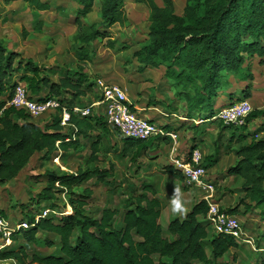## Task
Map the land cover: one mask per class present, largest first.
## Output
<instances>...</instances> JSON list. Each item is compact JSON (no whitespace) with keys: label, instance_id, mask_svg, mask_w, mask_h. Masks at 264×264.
<instances>
[{"label":"trees","instance_id":"obj_1","mask_svg":"<svg viewBox=\"0 0 264 264\" xmlns=\"http://www.w3.org/2000/svg\"><path fill=\"white\" fill-rule=\"evenodd\" d=\"M23 1L32 11L52 8L48 1ZM69 1L77 7L72 13L67 14L60 7L56 11L64 20L71 18L72 25L76 26L71 40L76 58L74 67L63 65L46 71L30 59H21L19 53L7 50L0 39V184L13 182L35 154L43 159H65L70 156L68 154L88 148V161L96 160L100 132L109 134V127L102 115L97 116L92 108L82 105V98L88 93L96 101L101 99V91L94 95L98 91L97 84L85 69L95 56L97 44L105 41V48L116 49L109 29L128 22L127 3L144 5L148 9L147 39L138 44L132 57L140 72L147 67H163V77L169 81L174 96V100L166 104L169 113H178L175 102H181L183 112L180 115L189 123L201 117L203 123L213 124L222 131L234 128L215 118L214 108L222 90L230 96L227 92L230 76L250 84L253 75L249 61L257 57L258 64L264 65V0H186L181 16L175 14L172 0H161L162 6L155 0ZM95 7L99 21L83 23ZM35 30L38 27L35 26ZM120 46L119 50L128 49V46ZM50 76H55L56 81ZM19 83L36 101L58 100L69 116L65 128L60 125L59 116L38 126L22 110L7 107ZM250 90L247 85L242 97H248ZM231 98L225 106L231 104ZM74 108H88L89 113L82 116L75 113ZM252 121H258L259 129L264 130V109H253L245 118V124L239 127L242 132L231 133L227 141L230 147L233 142L246 140L233 151L236 161L225 171V176L241 180L243 197L224 212L240 216L239 206L243 204L242 214L259 209L258 215L264 221V138H258L260 130L245 133V127ZM182 127L198 137L204 134L194 123L188 128L182 123ZM163 128L167 131L165 126ZM115 131L121 142V158L137 161L151 145V139L125 138ZM195 139L196 135L192 141ZM194 144L192 148L196 147ZM217 158L216 155L207 156L202 166L209 169ZM166 171L177 180H183L179 171L171 167H166ZM112 175V166L74 173L45 171L42 175L45 184L40 198L34 199L35 208L40 206L41 200L46 202V207H53L58 196L64 195L71 212L34 223L37 213L33 215L34 212L20 204V212L25 213L29 227L11 232V245L0 251V261L13 260L18 264H192L196 261L220 264L217 260L237 247L231 237L209 231L202 221L207 213L202 199L182 219H172L163 230L158 223L161 205L153 197L154 191L149 185L129 186L128 193H119L124 195L120 224L116 223L117 211L109 207L98 217L90 216L86 207L93 202V192L88 182L94 180V184L107 185ZM39 234L51 236V239H40ZM18 241L55 250L47 255L32 253L29 256L24 244ZM205 243L211 259L207 257ZM259 259L254 264H264V252Z\"/></svg>","mask_w":264,"mask_h":264},{"label":"rangeland","instance_id":"obj_2","mask_svg":"<svg viewBox=\"0 0 264 264\" xmlns=\"http://www.w3.org/2000/svg\"><path fill=\"white\" fill-rule=\"evenodd\" d=\"M41 1H48L53 5V8H63L65 13L70 14L71 11L75 10L77 7L74 3L70 2L69 0H41ZM174 4V12L176 15L181 16L183 14V9L185 7L186 0H172ZM155 3L158 6H162L161 0H155ZM98 8L95 7L93 12L88 16L87 22L93 23L98 22ZM125 11L126 16L128 19V22H126L124 25H114L112 26L109 31L112 33V39L116 41V49L109 50L107 48H104L105 41L98 44L99 50L95 60L92 63L88 65V71L90 72L91 77L95 74L99 75V72L101 70H106L110 73L107 74V76L111 77L114 73L116 74H123L125 80L129 83H135L136 81H139V78L136 76V74H142V79L144 82H146V86L149 87L150 85H154V83H157L156 81H159L160 79H163L159 72L152 71L151 68L145 69L143 72H140V67L137 66V62L133 59L132 54L135 50L138 49V44L144 40L147 39V33H148V17L149 12L148 9L144 5L139 4H132L128 3L125 5ZM56 10H50L47 12H43L40 14V17H42L46 23V26L43 27L42 33L37 32L35 30V21L33 18V15H31L30 10L28 6L21 3L20 0L13 1L10 5H6V0H0V39L5 42V47L7 50L15 51L20 54V58L23 60H26L27 58L35 60L37 66L43 68V66L47 67H56L53 66L54 64H58L59 66L67 65L73 62L70 50L68 49V37L72 34V30H74V26H72L71 18L69 20H66L68 25H64L61 23L63 18L61 15L57 14ZM3 18L6 20V23H3ZM58 20V21H56ZM59 22V24L54 25V23ZM120 45L128 46L127 50L121 49L119 50ZM47 47V48H45ZM50 48V49H49ZM49 49V50H47ZM119 51H118V50ZM45 55V61H42V56ZM251 66V73L253 75V81L248 84L247 82H243L240 80H237L233 76L229 77L230 80V88L227 90V92H230L231 103L239 102L241 100H247L246 102L250 105L252 109H264V65L258 64L257 57H253L251 61H249ZM119 67V69H118ZM53 69V68H52ZM57 69V68H56ZM119 72H118V71ZM122 76V75H121ZM52 80H55L54 77L50 76ZM161 77V78H160ZM16 81L18 80V77L16 76ZM123 79V78H120ZM119 79V80H120ZM164 81V80H163ZM163 81L161 83H163ZM125 82V81H124ZM137 83V82H136ZM247 85H250L251 90L249 92L248 97H242V91L247 87ZM127 89L125 90V93L127 96H130V93L133 89L132 84H127ZM148 91L149 95L153 97L154 91L146 90L142 93L146 94ZM225 90H222L221 93H219L218 98L216 100V105L214 108V115L226 108L225 104H227L229 97L226 96ZM151 93V94H150ZM100 92L96 90L94 95H99ZM142 94L139 95L141 97ZM65 97L69 99V95L66 94ZM174 100V96L172 98ZM69 101V100H67ZM64 102V101H62ZM177 105V108L179 109V114L183 112V105L181 102H175ZM68 104V103H67ZM137 102L134 103L136 105ZM93 112L95 115H101L102 109H98L95 107H92ZM58 116V113L54 114H47L43 115L41 117H47L48 120L56 119ZM40 117V118H41ZM203 117V116H202ZM39 118V119H40ZM39 119H32V122H38ZM194 123L199 129L204 131L206 133V141L205 144L202 147L198 145V148L200 147L201 155L202 156V163L204 162V158L207 156L214 155V145H217V152H215L218 157L220 156L221 162L211 170V174L219 176V174L216 173H222V175H225V171L231 167L229 161V156L225 154L226 150L236 149L237 143L233 144L231 147H227L226 141H228L232 131L240 133L242 130L238 126H234V128L231 129H225L223 130V135L218 138L217 132L219 131L218 128L215 129V127L210 126L208 122L203 123L204 119L201 117H197L195 119ZM193 123L186 122L187 128L190 127ZM259 122L258 121H252L245 127V132H252L253 130L259 131L258 138H262L261 135L264 137V130L259 129ZM63 127V126H62ZM236 127V128H235ZM65 128V126L63 127ZM110 129V130H109ZM205 129V130H204ZM109 134H104L100 132V149L97 154V158L93 162L88 161V154L89 150L84 149L81 152L78 153H71L68 154L67 158L61 157L57 161V158L51 157L47 159H43L41 155L39 156H33L30 160V164L18 175V178L11 182L10 184H1V186L5 188V190H2V196L6 198L7 196H11V204L13 206L10 208L9 212L6 214L2 210L0 211L5 218H7V222L9 223L10 229L13 230L15 224L22 219L23 221L27 222L25 213H20V204H24V207L27 208V211H32L33 215L40 214V211H43L45 209H50L58 212L57 215L50 214L47 216V218L51 217H59L60 215H66V213L70 214L71 211L67 210V203L66 198L64 195L58 196L56 199L53 207H46V202L44 200H41L40 206L38 208H35L34 199L37 197L40 198V191L44 187V178L43 174L45 171H53L55 173H62V172H68V173H74L77 170L79 171H85V170H94L96 169H104L109 166L113 167V175L112 178H110L107 185H103L101 183L94 184V180H91L90 184L93 192V202L90 203L86 207V212L91 216L98 217L100 215V212L107 207L110 209H115L117 211L116 213V223H119V220L121 218L123 209H122V199L124 195H119L122 191L124 193H128L129 189L127 187L129 186H135L136 183H141L144 179H146L144 175V179L141 178L142 173L140 171L142 170V167H150V162L147 160L149 159V151L148 154L142 156L137 161H130L129 159H124L120 157L119 149L121 147V142L119 135L117 132L111 128H108ZM189 131V130H188ZM67 132V131H66ZM185 131H181L179 133V138L185 137L184 136ZM263 133V134H261ZM217 134V136H216ZM96 135V134H94ZM236 136L235 134H233ZM217 139L215 140V138ZM94 139V138H91ZM220 146V147H219ZM219 148V149H218ZM149 169V168H148ZM31 175V176H29ZM216 176V177H217ZM38 178L37 181H35L33 178ZM229 177V176H225ZM213 179V178H212ZM207 180L212 183L215 187L214 189V198L216 195V189L222 187L221 181L217 178H215L214 182H211L208 178ZM145 181V180H144ZM216 181V183H215ZM175 185H179L180 183L177 181H174ZM223 184V183H222ZM237 184L236 181L233 180L232 187H235ZM11 188V190L9 189ZM240 192V196L236 198V201L234 204L237 203L238 198L243 197V191L241 190V186L238 187ZM82 189V188H81ZM158 189H161L160 197L162 200L167 198V195L163 191L162 186H158ZM235 192V191H234ZM203 193V192H202ZM237 193V192H236ZM239 194V193H237ZM203 195V194H202ZM188 199V198H187ZM186 199V200H187ZM217 203V201L215 200ZM191 201L188 200L186 204L184 205L185 208H189L191 206ZM218 204V203H217ZM219 205V204H218ZM33 206V208H31ZM46 207V208H44ZM239 209L243 212V204L239 206ZM240 212V216H245L248 214L249 218H251V222L248 223V226H246L247 220H242L240 217H237L243 227V231L245 235L248 237H251L254 241V247L258 249V244L264 246V237H261V241L258 240V238L264 234V221L261 219V216L258 215V210H253L250 213L242 214ZM173 218V217H171ZM169 222V215H167L166 211H162L161 217H160V224L163 228V230L166 229V226ZM40 239H51V236H43L41 234L38 235ZM20 243H23L22 241H18ZM237 243V242H236ZM240 243V242H238ZM237 243V244H238ZM24 244V243H23ZM11 245V244H10ZM25 248L27 250L28 255L30 256L32 253H39L41 255H47L50 253H53L55 250L54 248H47L44 246L35 247L33 245H25ZM204 248L207 254L208 259H211L210 251L208 248L207 243L204 244ZM252 247L247 244H241L237 246V248L234 250L231 249L228 253H226L217 263L220 264H254L258 261H260L259 257L260 254L257 251H253L251 249ZM156 260V259H155ZM7 263V262H6ZM16 264H18L15 261ZM0 264H3L0 262ZM192 264H202L199 262H193Z\"/></svg>","mask_w":264,"mask_h":264},{"label":"crops","instance_id":"obj_3","mask_svg":"<svg viewBox=\"0 0 264 264\" xmlns=\"http://www.w3.org/2000/svg\"><path fill=\"white\" fill-rule=\"evenodd\" d=\"M13 1H15V0H6V5L7 6L10 5ZM16 1H18V0H16ZM20 1L22 4L27 6V4L23 0H20ZM51 7L52 8L50 10H56V8H53V5ZM29 10H30L31 15H33L34 20H36L34 24L36 27H38L37 32L42 33V29L44 26H46V23H45L44 19L42 17H40V14L43 12H47V11L37 12V11H32L30 8H29ZM50 10H48V11H50ZM56 13L58 14V12H56ZM88 16H87V18H88ZM87 18L83 20V23H88L86 21ZM3 20H4V18H3ZM56 21H58V20H56ZM6 22H7L6 20L3 21V23H6ZM37 23H39V24H37ZM61 23H63L64 25H68L66 20L62 21ZM57 24H59V22L54 23V25H57ZM72 26H74V25H72ZM72 31L73 32L68 37L67 41H68V49L70 50L69 52H70V55H71L73 62L71 63V65L70 64H67V65L74 67V65L76 64V58H75L74 52L72 50L71 40H72L73 36L75 35L76 26H74V30H72ZM99 47L100 46L97 44L95 56L92 59V62L93 61L95 62V60L98 59V58H96V56L98 54ZM45 48H47V47H45ZM49 49H47V50H49ZM27 59H30V58H27ZM30 61L34 65L37 66V64L35 63L36 62L35 60L30 59ZM42 61H45V55L42 56ZM88 65L86 66L85 71L91 77L90 72L88 71V68H89ZM53 66H56V67L55 68L54 67H47L46 68L45 66H43V69L47 71V69H52V68L56 69L58 67H61L58 64H54ZM137 66L139 67L138 63H137ZM37 67H39V66H37ZM39 68H41V67H39ZM149 68H151V67H147L145 69H149ZM118 69H119V67H118ZM151 69H152V71L159 72V74L161 76H163V67L151 68ZM143 71H141V72H143ZM108 73H110V72L103 69L99 72V75L95 74L91 78H94V81L96 82V84L98 81H101L105 84L116 85V86L120 87L121 90L124 92L128 101L130 102V105L132 107L131 109H133L135 112H137L141 117H143L147 120L154 121L163 127L165 126L167 131H170L171 133H173L176 136L175 140H171L169 137H159V138L153 137V138H151V145L147 148V150L142 155V156H144V155L148 154V151H149L150 156H149V159L147 161L150 162L151 166L150 167H147V166L142 167V170L140 171V173H142L141 178L144 179V175H145L146 179H144L145 181L144 180L141 181V183H136L134 186V187H138V186L144 184V185H149L152 187V189L154 191L153 197L156 198L160 202V205H161L158 223H159L160 227L163 229L164 227H162L160 224V217H161V213H162L163 209H164V211H166L167 215H169V222L174 218L182 219L185 216V214L188 213L191 210V208L199 200L202 199V194H203L202 191L196 187L186 186L183 180H178V182L180 183V186L175 185L174 181H177V179L175 177H173L171 174L167 173L166 167H171L174 170H176L173 166V161L174 160H178V161L185 160L187 155L189 154L191 148H192L193 143H195L194 145H196V147H198V145H199L200 147L203 148L205 141H206L205 140L206 139V133H204L203 135L198 137V134H194V132H192V131H185L184 132L185 137L183 138V140H182V138H180V140L178 141L179 133L181 131L182 132L184 131V128L183 127L180 128V126L182 123L184 124V126H186L185 124H186L187 120H186V118H184L182 115H180L178 113H169L168 109L166 108V104L170 103L172 98H173V93L170 91L169 81L166 80L164 77H162L163 79L156 81L157 83H154V85H150L149 87H147L146 86L147 83L144 82V80L142 79V74H139V73L136 74V76L139 78V81H136L137 83L136 82L135 83H129L125 80L123 74H121L122 75L121 76L119 73L118 74L114 73L111 77H109V76H107ZM52 77L55 78V80H53V81H56V77L55 76H52ZM120 78H123V79H120ZM162 81H163V83H161ZM127 84L133 85V89L130 93V96H127L125 93V90L127 89V87H126ZM96 87H97L98 91L100 92L98 85ZM146 90L154 91L153 97H151V95H149L148 91L146 92V94L142 93L143 91H146ZM140 94H142L141 97H139ZM151 100H154V102L157 104H151L150 103ZM97 102L98 101H96L93 98L92 94H90V93H88L85 97L82 98V103H83L82 105L83 106L90 107ZM135 102H137L136 105H134ZM257 109H259V108H257ZM50 120H48L47 117H41L38 120V122H34V123L37 124L38 126H43L44 124H46ZM30 121H32V120H30ZM192 122L196 123L195 120H192ZM209 125L215 127L213 124H209ZM215 129H217V127H215ZM218 130L219 131L217 132V134H219V135L217 136V134H216V136L218 138H220L223 135L224 131H222V129L220 130L219 128H218ZM232 133H233V131H232ZM235 133H237V132L235 131ZM245 133H247V132H245ZM261 134H263V133H261ZM195 135H196V139L192 141V138L195 137ZM261 136H262V138H264L263 135H261ZM217 137L215 138V140L217 139ZM243 142H246V140ZM235 143H237V148L242 144L241 142H233L230 145V147ZM226 145H227V143H226ZM216 146L217 145H214V155L216 154L215 152H217ZM200 147H199V149H200ZM236 149L230 148V150H226V152H225V154L230 157L229 161H230L231 165H233L236 161V158H235L234 153H233V151ZM34 156H39V155L35 154ZM202 156H203V154H202ZM211 156H213V155H211ZM221 159L222 158H220V156H219L217 158V161L214 163V165L212 167H210L209 169H206V171H207V178L211 182H214L215 178H217L219 180H223L220 182L222 187L219 186V188L217 187V189H216L215 200L219 204L220 208L225 210L228 208H233L235 206L234 203L236 201V198L238 197V195L240 196V192H238L239 191L238 187L241 186V180H239L235 177H231V176L225 177V175L224 174L222 175L221 172L216 173V174H219V176L214 175V177H213V175L211 174V170L213 168H215L221 162ZM29 164H30V162H29ZM29 176H31V175H29ZM17 178H18V176H17ZM233 180L236 181L238 184L235 187H232ZM215 183H216V181H215ZM158 186L163 187V191L167 195L166 199H164V200L161 199L160 192L162 190L158 189ZM6 187L3 188L0 184V211L2 210L4 213L7 214L9 212L10 208L13 206V204H11V199H12V198H10L11 196L10 197L7 196L8 197L7 200H6V198H4L2 196L1 191L5 190ZM9 189L11 190V188H9ZM127 192H129V191H127ZM236 192L239 194H237ZM240 198H242V197H240ZM188 200H190L192 204L189 208H185L186 206L184 207V205L186 204V202H188ZM67 207H69V206H67ZM69 211H71L70 207H69ZM239 211L242 212L240 209H239ZM171 217H173V218H171ZM237 217H240L242 220H247V222L245 223L246 226H248V223L251 222V218L247 219V218H249L248 214L245 216H237ZM4 218H5V216H4ZM5 219L7 221V218H5ZM121 219H122V215H121V218L119 220V224L121 223ZM169 222H168V224H169ZM168 224H167V226H168ZM8 226H9V223H8ZM167 226H166V228H167ZM209 231H210V229H209ZM261 237H264V234H262L258 238L259 241H261ZM1 242L2 241L0 240V243ZM10 244H11V240H10V243L7 247H9ZM238 244L240 245L241 242ZM238 244H237V246H238ZM252 250L257 251V252H259V254H261L264 252V246L259 243L258 249H256L254 247ZM219 260H217V261H219ZM0 262L3 264H13L14 263L13 260H6V261H0Z\"/></svg>","mask_w":264,"mask_h":264},{"label":"built area","instance_id":"obj_4","mask_svg":"<svg viewBox=\"0 0 264 264\" xmlns=\"http://www.w3.org/2000/svg\"><path fill=\"white\" fill-rule=\"evenodd\" d=\"M97 85L101 91V99L89 108L102 109L101 115L109 128L117 130L122 137L135 140H148L156 136L169 137L171 140H175L176 136L171 132L165 131L163 126L147 120L134 110H131L130 102L120 87L105 84L101 81H98ZM246 101L241 100L229 104L226 108L220 110L215 118L221 120L225 125L243 126L245 118L253 110ZM6 106L22 110L30 119H38L46 114L58 113L61 126H65L69 118L68 113L61 107L58 100L36 101L30 97L26 87L20 83L14 87ZM74 112L84 116L89 113V109L74 108ZM202 160L201 150L198 147H194L190 150L185 160L173 161V166L180 172L185 185L196 187L203 192L202 200L206 203L207 213L202 221L207 224L211 233L229 236L235 242H242L253 249L254 241L251 237L245 235L240 220L236 216L225 213L215 202V187L207 180V171L202 166ZM50 214L57 215L58 212L50 209L40 211V214L35 215L34 223H37L40 219H46ZM28 227V223L20 219L12 230L0 213V240L2 241L0 243V251L9 245L11 232L28 229ZM13 264H16L15 261Z\"/></svg>","mask_w":264,"mask_h":264}]
</instances>
